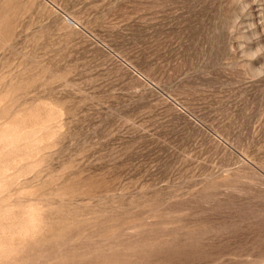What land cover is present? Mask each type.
<instances>
[{
    "label": "rangeland",
    "instance_id": "374dc122",
    "mask_svg": "<svg viewBox=\"0 0 264 264\" xmlns=\"http://www.w3.org/2000/svg\"><path fill=\"white\" fill-rule=\"evenodd\" d=\"M0 264H264V0H0Z\"/></svg>",
    "mask_w": 264,
    "mask_h": 264
}]
</instances>
